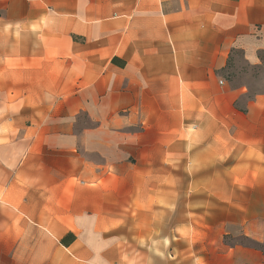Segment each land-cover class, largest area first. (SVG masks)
Masks as SVG:
<instances>
[{
  "label": "crops",
  "instance_id": "crops-1",
  "mask_svg": "<svg viewBox=\"0 0 264 264\" xmlns=\"http://www.w3.org/2000/svg\"><path fill=\"white\" fill-rule=\"evenodd\" d=\"M123 242L264 264V0H0V264Z\"/></svg>",
  "mask_w": 264,
  "mask_h": 264
},
{
  "label": "rangeland",
  "instance_id": "rangeland-1",
  "mask_svg": "<svg viewBox=\"0 0 264 264\" xmlns=\"http://www.w3.org/2000/svg\"><path fill=\"white\" fill-rule=\"evenodd\" d=\"M237 53L239 55V52H237ZM228 65H229L228 67H230L229 62H228ZM252 69H253V74L255 76L253 79L251 77H247L246 75H243V77L247 78L248 79L247 81H249V82L255 81L254 79H256V75H257L256 68H252ZM242 71H243V73H244V71L246 72L245 66H243V69H241V72ZM230 75H231V73H230V69L229 68L225 69L223 71V77L224 78L226 77L227 79H230ZM237 82H239V80ZM186 131L187 132H193V130H186ZM188 177H190V175ZM205 209L208 210V207L203 205V204L199 205V206H193L192 204H190V203H188L186 201L185 210L184 211H185V213L194 212V211L195 212H203V211H205ZM217 210L218 209L215 206H212V212H217ZM174 212H176V210H174ZM207 236H208V233H207ZM222 237H223L222 240L224 242H233L234 241L233 238H227V236H222ZM216 239L218 241L220 239V237L218 236ZM203 244L207 245L206 241ZM120 246H121V248H120L121 249V262L123 264H129L130 260H132L133 262L137 261V263L139 264L140 262H143L146 259L145 253H140L138 251L136 252L134 250V246H130V245L126 244L125 242H123ZM261 247L264 250V243L262 244ZM206 255H208V254H206Z\"/></svg>",
  "mask_w": 264,
  "mask_h": 264
},
{
  "label": "trees",
  "instance_id": "trees-1",
  "mask_svg": "<svg viewBox=\"0 0 264 264\" xmlns=\"http://www.w3.org/2000/svg\"><path fill=\"white\" fill-rule=\"evenodd\" d=\"M113 60V59H112ZM115 60V59H114ZM74 239V235L73 234H68V236L66 237H63L61 239V242L64 244V245H68L71 241H73Z\"/></svg>",
  "mask_w": 264,
  "mask_h": 264
},
{
  "label": "built area",
  "instance_id": "built-area-1",
  "mask_svg": "<svg viewBox=\"0 0 264 264\" xmlns=\"http://www.w3.org/2000/svg\"><path fill=\"white\" fill-rule=\"evenodd\" d=\"M219 83H220V84H222V83H223V81H222V80H219Z\"/></svg>",
  "mask_w": 264,
  "mask_h": 264
}]
</instances>
